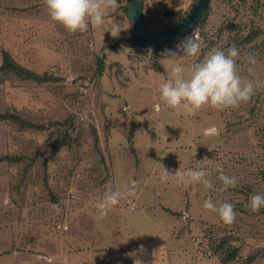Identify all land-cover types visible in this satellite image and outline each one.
I'll return each mask as SVG.
<instances>
[{
	"label": "rangeland",
	"instance_id": "obj_1",
	"mask_svg": "<svg viewBox=\"0 0 264 264\" xmlns=\"http://www.w3.org/2000/svg\"><path fill=\"white\" fill-rule=\"evenodd\" d=\"M197 1L144 0V16L161 30ZM119 2L106 21L130 25L113 38L91 26L68 33L44 0H0V65L7 50L50 75L43 82L0 71V156L24 157L0 162V264H264V208L246 207L252 194L264 193V88L235 109L169 108L159 95L167 70L155 65L185 37L158 48L135 45L130 0ZM209 9L195 28L201 50L184 59L186 70L211 49L235 44L238 65L254 54L264 79V0H211ZM255 29L263 32L246 40ZM204 157L211 189L160 179L162 165L174 173ZM221 173L237 177L236 186L222 190ZM117 181L135 185L137 195L100 219L95 203ZM209 198L233 204L234 223L204 209ZM229 245L237 254L225 263Z\"/></svg>",
	"mask_w": 264,
	"mask_h": 264
},
{
	"label": "clouds",
	"instance_id": "obj_2",
	"mask_svg": "<svg viewBox=\"0 0 264 264\" xmlns=\"http://www.w3.org/2000/svg\"><path fill=\"white\" fill-rule=\"evenodd\" d=\"M44 4L51 20L62 25L70 34L87 32L91 26L93 29H104L113 38H118L130 25L128 19L106 21L107 16L120 8L119 0H44ZM201 45L202 37L198 29H194L175 49H166L161 53L160 61L167 75L159 85V95L166 106L174 110L182 108L189 113L204 108L215 111L235 109L248 102L257 89L264 88V79H261L257 71L256 56L249 53L243 65H238L240 50L235 44L226 50L211 49L200 62L186 70L184 59L197 56ZM208 160L204 157L196 162L195 169L183 170L180 166L174 173L162 165L160 179L167 182L171 178L179 187L203 184L205 189H211L213 185L206 178L207 173L203 167ZM218 179L222 183V190L235 187L237 183V177L223 173ZM136 195L135 185L109 182L95 203L98 218L106 217L122 197L132 198ZM246 207L258 213L264 208V193L252 194ZM203 208L215 212L226 225L234 223L236 219L234 205L231 203L222 202L217 205L209 198L204 201Z\"/></svg>",
	"mask_w": 264,
	"mask_h": 264
},
{
	"label": "water",
	"instance_id": "obj_3",
	"mask_svg": "<svg viewBox=\"0 0 264 264\" xmlns=\"http://www.w3.org/2000/svg\"><path fill=\"white\" fill-rule=\"evenodd\" d=\"M211 0H198L194 8L176 24L161 29H150L145 22L144 0H130L128 12L132 22V43L144 47H156L189 33L209 8Z\"/></svg>",
	"mask_w": 264,
	"mask_h": 264
},
{
	"label": "trees",
	"instance_id": "obj_4",
	"mask_svg": "<svg viewBox=\"0 0 264 264\" xmlns=\"http://www.w3.org/2000/svg\"><path fill=\"white\" fill-rule=\"evenodd\" d=\"M209 8H210V6H209ZM209 8L203 13V15L200 18L199 22L197 23V25L191 31H193L195 28H197L198 25H201V24L203 25L205 23V21L207 19V16L209 14V10H210ZM175 14H178V13H176L174 11L168 13V15H171V16H174ZM145 22H146V25L150 29H152V27H151L152 20L148 22L145 19ZM262 32L263 31L260 30V29H255V30L251 31L246 36V40H250V39H252V38H254L256 36H259ZM186 35L178 37V38L186 37ZM178 38H176V39H178ZM159 46H162V44L158 45L155 48H158ZM155 67H156V69L158 71H161V72L165 71L164 66L161 63H159V62L156 63ZM104 70H105L104 57L98 58L97 71L101 75L104 72ZM0 71L6 72V73H14V74H16L18 76H21L22 78H28V79L30 78V79H34V80H37V81H43L44 82V81H49L50 80V75L48 73L47 74H39V73L31 71L30 69H27L24 66L20 65L19 63H17L16 60L14 59V57L11 55V53L9 51H7V50H3V62L0 65ZM2 116H4L5 118H14V119L16 118V119H19L18 115L11 114V113L2 114ZM25 124H29L30 126H34L36 128H40L41 127V126L39 127V125L33 124L31 122L25 123ZM63 144H64V139L62 137H61V139L58 138L57 140L52 142L51 147H52L53 156H55L56 151L61 146H63ZM23 158H24L23 156L2 155V156H0V162H3V161H19V160H22ZM31 160H32L31 163H33L34 160H35V157L31 158ZM225 245L221 244V245H219V248H224ZM236 254H237V248L236 247H232L231 245H229L228 248L225 250L224 254L223 255L221 254L223 262H225V263L226 262H231L235 258ZM251 259H253V258H251Z\"/></svg>",
	"mask_w": 264,
	"mask_h": 264
},
{
	"label": "built area",
	"instance_id": "obj_5",
	"mask_svg": "<svg viewBox=\"0 0 264 264\" xmlns=\"http://www.w3.org/2000/svg\"><path fill=\"white\" fill-rule=\"evenodd\" d=\"M132 208H134V207H132ZM66 228H67V226H66Z\"/></svg>",
	"mask_w": 264,
	"mask_h": 264
}]
</instances>
